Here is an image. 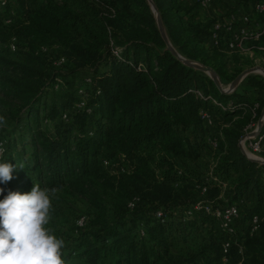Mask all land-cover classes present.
<instances>
[{"label": "trees", "instance_id": "16d2710c", "mask_svg": "<svg viewBox=\"0 0 264 264\" xmlns=\"http://www.w3.org/2000/svg\"><path fill=\"white\" fill-rule=\"evenodd\" d=\"M153 2L176 51L209 65L221 83L251 65L247 55L228 59L218 49L206 51L207 26L185 19L174 0ZM3 6L14 17L6 24L0 11V117L6 122L0 161L15 163L19 138L32 154L29 173L61 196L45 227L64 240L65 264H235L239 246L243 264H264V163L248 159L238 145L264 106L263 76L248 74L249 89L219 91L205 72L166 48L147 0H4ZM243 47L262 56L264 68V34ZM57 78L69 94L59 106L46 99ZM81 97L90 111L76 108ZM201 109L211 115L216 147ZM258 136L264 146V119ZM202 158L215 179L194 165ZM102 159L122 161L128 172L111 175ZM203 184L209 199L249 198L240 219L262 216L258 231L231 241L225 254L216 219L199 211L184 215ZM0 188V200L17 191L9 182ZM73 201L81 209L68 204Z\"/></svg>", "mask_w": 264, "mask_h": 264}, {"label": "clouds", "instance_id": "9594fccd", "mask_svg": "<svg viewBox=\"0 0 264 264\" xmlns=\"http://www.w3.org/2000/svg\"><path fill=\"white\" fill-rule=\"evenodd\" d=\"M5 120L0 117V127ZM4 149L0 147V154ZM24 163L0 161V184L11 181ZM4 189L0 188V195ZM55 189L34 183L30 192L9 190L0 200V264H65L62 259L64 240L57 238L50 222L51 196Z\"/></svg>", "mask_w": 264, "mask_h": 264}, {"label": "rangeland", "instance_id": "374dc122", "mask_svg": "<svg viewBox=\"0 0 264 264\" xmlns=\"http://www.w3.org/2000/svg\"><path fill=\"white\" fill-rule=\"evenodd\" d=\"M249 2L251 3L252 0H249ZM0 11H4L3 12V20L6 24H11L13 23V14L11 11H5V8L4 6L0 5ZM255 12V13H254ZM252 11L251 9V14H250V19L248 20L249 23L248 25H253L256 27L255 24H260V23H264V12H260V11ZM220 20V19H219ZM238 24V23H237ZM261 37V36H260ZM260 37L258 38H249L247 39V41H257ZM20 39V38H19ZM17 39L13 36L9 37V41L8 43L12 44V43H16ZM20 41H22V39H20ZM172 44V43H171ZM16 45V44H14ZM242 45V43H241ZM174 47V46H173ZM52 49H54V47H50ZM175 48V47H174ZM231 49V48H230ZM235 49V48H234ZM21 50H18V52H20ZM240 52L242 53L243 50L241 49ZM21 53V52H20ZM227 55V54H226ZM243 55H248L247 52H244ZM249 57V56H248ZM262 56H258V57H255L254 59H252V63L251 65H248V66H245L243 67L242 70L246 69V68H249V67H253L255 65H259V66H262V59H261ZM242 59V60H241ZM245 59L244 58H240V61L241 63H243L242 61H244ZM231 63V62H230ZM233 64V63H232ZM230 64V65H232ZM233 66V65H232ZM241 70V71H242ZM207 74V73H206ZM250 74H256L258 75L259 77L260 76H263V72L262 71H256V72H252ZM208 75V74H207ZM209 76V75H208ZM247 75L244 76V78L241 79V81L237 84L238 88L239 89H246L248 88L249 89V85L247 84L248 83V79H247ZM80 78V76L78 78H76L77 80ZM82 78V77H81ZM57 80L59 81L58 83H56L52 88L53 89H48V96H47V102L48 104L51 103L52 99H54V101L56 102V105L59 106L61 105V103H64V100L63 98H65L66 96H68L69 94L67 93V91H65V83L61 82L60 78H57ZM221 83V82H220ZM229 82L228 83H221L222 87L224 89L227 88ZM51 95H53V97H51ZM257 120L258 118L252 122L251 124H249L247 126V129L244 131V133L242 135H244L246 132H250V131H253L255 128H256V123H257ZM52 125V123H50ZM203 124V123H202ZM204 126V125H203ZM205 127V126H204ZM205 129H207L205 127ZM211 132H213V126L211 128ZM5 134V133H4ZM18 134L17 131L13 132L12 135L10 137H14ZM241 135V136H242ZM7 136L6 134L4 135V137ZM9 137V138H10ZM257 136H252V137H247L245 138L244 140L240 141V138H239V141L241 142V145L243 146L244 150L246 151V153L250 156V157H256V158H260V159H264V146L260 145L259 143H257L255 145V139H256ZM258 138V137H257ZM0 140H3V139H0ZM17 146L15 147V163L14 164H19V163H24L25 164V168L24 169H19L17 168L16 171H14L13 173V179L11 181H9L10 185H14L17 187V191L18 192H21V193H26V192H30L32 187H33V184L34 183H37L36 182V179H35V175L33 174H30L29 171L31 170V167H32V161H31V151L30 149L28 148V146H24L22 142H20V139L18 138L17 139ZM21 153V155H20ZM17 154H19L21 156V158H19L18 156H16ZM205 159L202 158L200 160H197L194 165L199 168V170L202 172V173H206V179H213L211 175H209V171L211 170V165L209 164H205ZM102 162V165L106 168L107 172L111 175H117V174H120V173H126L128 172V167L126 164H124L122 161H114V162H110L109 160L107 159H102L101 160ZM259 163V162H258ZM208 172V174H207ZM211 176V177H210ZM30 179H32V181L30 182ZM221 197V195H219ZM60 199H61V196L58 194H53L51 196V203L52 205L56 204L57 206H61V202H60ZM193 199L195 201V203H198V202H203V201H208V203H210L211 205H223V204H226L227 202H225V200H223V198H221V200H215V199H209L207 198V196L204 195V192H201L200 190H196L194 191L193 193ZM233 202H236L239 209H240V212L242 213V210H245V208L249 205L250 206V199L249 198H246V197H238L236 199L233 200ZM69 205H71L72 207H76L78 209H81V203L79 202H75L73 201L72 204H70V202L68 203ZM243 214V213H242ZM258 214L260 215V217L262 218L261 216V213L258 212ZM82 215V214H81ZM249 216V215H248ZM247 216V218H242L240 219L241 217H238L237 220H236V226H237V233L233 239V241H237L239 239H242L243 238V235L244 234H241L240 232L242 230H246L248 229V219L249 217ZM84 215L80 216L79 219H77V222L78 220L80 219H84ZM78 224V223H77ZM218 224V222H217ZM245 237V235H244ZM239 248V247H238ZM239 254V258L237 259L238 260H241L242 264L244 263V249H242V252H238ZM244 259V260H243ZM236 261V263H237ZM235 263V264H236ZM70 264H75V262H70Z\"/></svg>", "mask_w": 264, "mask_h": 264}, {"label": "built area", "instance_id": "2783aa9c", "mask_svg": "<svg viewBox=\"0 0 264 264\" xmlns=\"http://www.w3.org/2000/svg\"><path fill=\"white\" fill-rule=\"evenodd\" d=\"M196 3H198L200 6H208L212 3L213 0H193ZM0 5H4V0H0ZM251 8L252 11H260L264 12V0H252L251 2ZM250 13H246L242 15L241 17V23H230L225 22L223 20H215L210 29V39L212 41L213 46H216L220 43L221 39H224L226 42V45L228 48L236 49L241 46V43H243L245 40L249 38H258L262 34H264V23L255 24V26L248 25L249 19H250ZM12 49L15 48L13 44L10 45ZM121 48H115L114 54L118 59H121ZM64 61V58L61 57L58 59L55 63L59 64ZM85 83H90V77L84 78ZM193 91L199 95L202 96L201 92L197 89H193ZM78 93L85 96V93L80 88L78 89ZM219 106L221 109H225V106L219 103ZM76 108L83 109L85 108L86 111H90L89 107L85 106V100L83 97H81L77 103ZM62 119L67 120L66 114H62ZM199 117L203 123V125L209 129L208 131V140L212 147H216V139L213 137V133L211 132L212 128V118L210 113H208L206 110H199ZM90 133V132H89ZM260 136L255 139V145L259 143ZM257 142V143H256ZM4 140H0V147L4 149ZM4 153V151H3ZM2 154H0V159L2 157ZM215 179V178H213ZM201 192H204L206 190V184L200 185L198 187ZM133 201H130L128 203V207L131 208L133 205ZM193 211H202L206 215L210 216L211 218H214L218 222V227L220 230H222L225 233V236L221 239V247L224 252V254L227 252L230 242L233 241L236 233H237V226H236V220L238 217L242 216V213L240 212V209L236 202L226 203L223 205H211L208 203V201L198 202L195 203L192 208H189L184 211L185 216L192 215ZM157 217H161L162 213L161 211L156 212ZM78 225L83 224V220H78ZM260 225V215L257 213H253L249 216L248 219V229L242 230L241 234H252L255 231H258ZM140 233H143V230L140 229ZM238 252H242V247L239 246ZM224 261H227L226 258H223ZM236 264H242L241 260H238Z\"/></svg>", "mask_w": 264, "mask_h": 264}, {"label": "crops", "instance_id": "0c3cea01", "mask_svg": "<svg viewBox=\"0 0 264 264\" xmlns=\"http://www.w3.org/2000/svg\"><path fill=\"white\" fill-rule=\"evenodd\" d=\"M174 1L177 4H179L181 7H183L185 11V14H184L185 19L190 20L192 24H199V25L207 26L208 33L205 36L204 40L202 41V46L204 47L206 51H209L212 49H218L219 51H222L225 54H227L226 56L229 57L228 59H230V56L233 53L243 54L244 52H247L248 54L247 56H249L251 59L258 57V56L253 55V52L250 47H243L244 42L247 40H245L240 47L236 49H230L227 47L224 39H221L219 45L217 47H214L210 39V36H209L211 25L217 19H221L225 22H230V23H235V24L241 23L242 15L246 13L251 14L252 8H251V3L249 2V0H213L210 5L205 6V7L200 6L198 3H196L193 0H174ZM241 49L243 50L242 53L240 52ZM234 89H239V88L236 85ZM256 136L258 137V135ZM199 212H202V211H199Z\"/></svg>", "mask_w": 264, "mask_h": 264}, {"label": "water", "instance_id": "95a60500", "mask_svg": "<svg viewBox=\"0 0 264 264\" xmlns=\"http://www.w3.org/2000/svg\"><path fill=\"white\" fill-rule=\"evenodd\" d=\"M148 3H149V6H150V9L152 11V14H153V17L155 19V22H156V26L158 28V31L162 37V39L164 40L165 44H166V48L168 50H170L173 55L179 59L182 63H184L185 65L189 66V67H192V68H195V69H198V70H201L205 73H207L209 75V77L213 80L214 84L216 85V87L219 89V91L221 92H229V91H232L236 85L241 81V79L249 74V73H252V72H256V71H262L263 72V75H264V69L259 66V65H255L253 67H249V68H246L244 70H242L240 73H238L228 84L227 88L224 89L220 83V80H219V77L218 75L216 74V72L209 66V65H205V64H202V63H199L197 61H194V60H191V59H188L182 55H180L176 49L173 47V45L171 44L166 32H165V28H164V25H163V22H162V19L160 17V14L156 8V6L154 5V2L153 0H147ZM263 119H264V106L262 108V111H261V114H260V117L259 119L257 120V123H256V128L253 130V131H250V132H246L244 135H242L240 137V141L244 140L245 138L247 137H252V136H256L259 134L260 132V129H261V125L263 123ZM238 142V145H239V148L241 150V152L250 160H253V161H257L259 163H264V159H260V158H256V157H250L246 151L244 150L243 146L241 145V142Z\"/></svg>", "mask_w": 264, "mask_h": 264}]
</instances>
